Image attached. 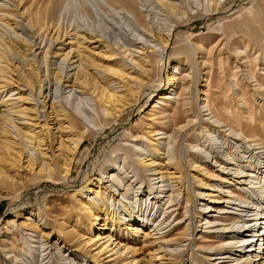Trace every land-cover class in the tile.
Instances as JSON below:
<instances>
[{
    "label": "rangeland",
    "instance_id": "1",
    "mask_svg": "<svg viewBox=\"0 0 264 264\" xmlns=\"http://www.w3.org/2000/svg\"><path fill=\"white\" fill-rule=\"evenodd\" d=\"M135 1L145 17V27L138 25L133 16H129L130 20L126 22L120 20L117 15L119 29L109 33V40L111 44L117 43L115 47L120 46L118 57L128 55L122 52L124 49L131 50L130 58L139 56L132 50H139L142 44H132L128 39L155 47L156 51L150 55L153 64L151 78H146L147 83L141 87L147 85L145 88L147 90L141 92L137 102L123 108V112L118 115V121L115 123L111 121L108 124L107 119L112 118L107 117L106 111L98 106L97 99L89 92L80 94L74 91L75 89L55 83L51 77L49 84L44 86L47 87L44 94L51 97L49 101L47 100L45 108L40 110L48 112L52 101H56L55 104L62 103L65 110L74 117L75 126L71 129H56L58 123L51 120V117L47 118L45 126H42L43 116L38 121L35 120L38 124L34 131L42 128L44 135L46 134L44 148L47 154L44 161H54L58 154L57 145L60 137L65 141L70 133H74L84 139V143L72 161L71 173L66 182L61 179L57 170L52 174L48 171L37 174L36 165L33 170L26 167L24 162L26 157L20 167L11 164L10 161L0 162V172L3 171L6 176L21 181L15 187H8L0 182V264H166L164 250L171 252L173 256L179 253L180 264H190L191 255L194 258L191 259L192 263L195 264H216L219 261L209 259L215 255H212L208 245L213 243L216 247L223 237H215L213 233H209L214 232L217 227L204 228L209 225L205 222L214 221L218 214L215 211H207L218 206L213 203L215 202L213 198L224 199V194L229 195V190L238 193L236 186L241 194L250 190L248 184H236V178L233 177L236 174L235 170L239 168L246 173V169L250 168L248 166L250 162L259 157L261 162L264 161V152L262 153L259 145L251 140L253 138L245 139L239 131H232L224 125L213 127L219 122L209 113L208 105L212 106L213 100L218 98L219 103L216 107L220 112L227 111L222 112L227 120H232L228 115L232 111L238 115L240 123L247 124V134H251V126H254L262 129L261 134L264 136V85L259 86V83H264V0H233L226 8L224 6L223 11L211 16H206L209 0H185L181 3L183 7L180 8L177 17L179 27L175 26V22H171L170 14L156 0ZM11 3L7 0V6ZM197 11L200 13L199 17L195 16ZM22 19L25 28L16 31L20 37L28 38L27 31L35 30L29 26L27 18L17 17V20ZM151 30L163 35L169 30L168 44L158 43ZM0 35L11 38L15 36L11 29H5L1 24ZM46 40L43 36L35 41H41L42 46ZM182 45L194 63L191 68L188 59L183 56L177 61L179 55L175 52ZM152 50L149 47L147 52ZM35 53L43 78L47 76L46 67L51 71L65 64L61 57L56 58L52 53L44 57L41 48ZM12 57L13 64L18 67L24 64L28 67L17 55ZM119 60L127 72H136L132 64H128L129 58ZM177 63L179 70L182 71L181 77L184 74H187L186 78L192 77L191 86L188 92L185 91L187 94L181 97H177L174 92L179 91L182 86L180 84L175 86L171 102L167 105L161 104L165 111L156 112V116L152 117V106L157 104L159 95L166 92L168 76L174 73V65ZM101 64L107 65L103 62ZM72 68L73 65L67 66L66 70ZM72 72L73 70L70 71ZM97 73L102 79H110L109 74L102 68ZM253 75L255 77H252ZM134 83L129 84L134 86ZM108 84L118 93L123 83L111 78ZM150 84L155 86L149 89ZM12 88L13 86L7 85L2 93L4 99L9 96L8 98L12 100L19 95V93L14 95L18 89ZM135 89L134 99L139 91L136 89L135 92ZM22 90L31 99L37 95L34 96V90L38 93L37 88L30 90L23 87ZM31 102L34 103V100ZM30 105L33 106V104L27 106ZM175 108L181 112L178 125L172 123V112ZM58 119L67 122V119L62 117ZM178 126L184 128L179 130ZM94 132L98 138L94 137ZM161 132L166 133L154 135ZM155 138L159 139L156 141ZM155 146L160 148L159 155L162 157L160 161L166 162L169 154H172L170 162L178 159L181 161L183 182L181 189L174 186L170 179L164 178L163 181L157 182L161 178L149 168L158 169V164L150 167L146 164L140 166L138 163L139 157L155 156ZM30 153L32 154L33 150L25 152V156L29 157ZM37 162H42L40 157ZM198 167L201 169L200 172ZM112 173L117 176L115 182L110 181ZM196 175L202 178V183L198 182ZM101 176L103 177L99 180L101 186L114 193L113 197L104 194L102 200L114 209L112 211L113 214L116 212L115 217L125 218V221L131 217L137 226L126 229L123 225L113 229L110 224L99 225L103 222L100 220L90 230L87 223L79 219L81 198L90 197L93 202H100L91 188H96ZM250 179L252 180L247 178L246 182ZM261 179L254 180L259 182L253 184L254 199L259 203L264 201V178ZM161 189L163 192L158 194ZM186 191L190 195L188 202ZM206 194L212 197L209 198ZM156 195L161 196L156 198ZM17 197L19 200L14 207ZM235 198L237 197H229L231 203L224 202L219 206L230 212L241 209L243 211L241 213L244 214L248 209L254 208L247 203L238 207L242 203ZM170 204H174V212L172 209H166ZM205 204L208 208L203 213L202 208ZM28 209H33L34 212L31 220L26 223H36L39 226L36 231L19 225L24 220L22 216L17 217V222L11 226L6 225L8 217L22 210L25 213L29 211ZM166 215L168 217L163 220ZM234 216L232 213L220 215L221 219H230ZM143 217L145 221L147 218L148 220L146 227L142 228L140 222ZM63 220H69L71 227L86 233L83 239L87 240V244L83 248L65 246L60 240L56 242L54 233L59 222ZM43 221L48 223L47 226ZM219 222L215 221L213 224ZM50 225L57 226H53L47 243L45 237L38 231L48 232ZM221 226L219 225V228ZM171 230L173 236L168 235ZM175 238L180 239L174 240ZM258 245L259 242L255 248ZM220 249L221 252L226 251L223 250L225 248ZM85 251L90 253L85 255ZM92 255H95L96 261L92 259ZM236 255L237 253L233 252L230 257L223 259L226 260L224 263L235 264ZM260 255H264V249Z\"/></svg>",
    "mask_w": 264,
    "mask_h": 264
},
{
    "label": "bare ground",
    "instance_id": "2",
    "mask_svg": "<svg viewBox=\"0 0 264 264\" xmlns=\"http://www.w3.org/2000/svg\"><path fill=\"white\" fill-rule=\"evenodd\" d=\"M10 1L12 2L11 5L7 6V0H0V24L5 29H11L15 35L12 38L0 35V162L10 161L11 164H16L20 167L23 164L22 160L26 157L24 162L26 163V167L29 169L33 170L34 165H36L38 168L36 171L37 174H41L44 171H48L49 174H52L57 170L61 175V179L66 182L71 173L72 161L79 151L80 146L84 143V139H82L80 136L77 137L74 133H70L65 141H63L60 137L57 145L58 154L54 157L55 162L44 161V158L47 154L44 148V139L46 134L44 135L42 128L39 131H34V127L38 124V122H35V120L38 121L40 117L43 116L44 123L42 126H45V121L47 118L51 117V120H55V123H58L56 129H71L75 126L74 117L71 115V113L65 110V107L62 103L55 104L56 101H52L49 106L50 110L48 112H46V110H40L41 108H45L47 100L49 101V97H51V95L49 96L44 94V91L47 90V87L44 88V86L49 84L52 77L54 78L55 83H60L61 86L64 85V87H70L72 90L75 89L74 91H77L80 94L89 92L91 96L97 99L99 104L98 106L102 107L103 110L106 111L107 117L112 118L111 120L107 119L108 124H110L111 121L115 123L118 121V115L123 112V108L126 105L137 102L141 92L147 88V85H145L144 88L141 87L147 83L145 82L146 78H151L153 64L150 59V55L156 50L155 47L143 44L141 41L135 42L128 39V42L132 44H142L139 50H132L133 52L138 53L139 56H137V58H130L131 50L124 49L122 52H126L128 55H120L121 57H118V54H120L118 48H120V46L115 47V44L117 43L115 42L114 44H111L109 40V33H111L113 30L115 31L119 29L117 28V24L119 22L117 20V15H119L120 20L123 19L126 22L130 20L129 16H133L138 25H140L142 28L145 27V17L142 14V11L138 8L135 0ZM156 1L166 9L168 14H170L172 18L171 22H175V26L179 27L180 22L177 21V17L179 15L180 8L183 7L181 3L185 0ZM231 1L233 0H209L207 3L208 8L206 10V16L214 15L215 13L221 12V10L223 11L224 6L226 8L228 6L227 4H229ZM182 13L185 14V12ZM195 16L199 17L200 13L197 11ZM17 17L27 18L29 20V26L34 28L35 32L26 30L29 32L28 38L20 37V35L17 33L16 29L23 30V28H25L23 25V19L17 20ZM100 28H102L103 31ZM151 32L154 34L158 43L161 45L168 44L170 35L169 30L164 35L153 30H151ZM43 36H45L47 40L41 46V41L37 42L35 40L38 38L41 39ZM149 47L153 50L148 53L147 51ZM39 48L43 50L44 57L47 54L49 55L52 53L56 58L61 57L65 64L61 65V67H58L57 70L51 71H49V68L46 67L47 76L44 78L41 77L40 67L35 56V52ZM187 52L188 51L186 50L185 46L182 45L176 49L175 54L179 55L177 61H180V56L188 59L187 61L189 62V68H191L194 63L189 59ZM12 55H17L18 58L26 62L28 67L24 66V64L20 67L13 64ZM128 58V64H132L133 68L136 69V72H127L124 64L119 60H127ZM101 62L107 63V65L102 66ZM71 65H73V68L71 69L73 70L72 73H70L71 70H66L67 66ZM101 68L109 74L108 76H110V79L115 78L119 80V82L123 83L121 86L122 89L119 90L118 93L114 90V88L109 86L108 81L110 79H102L99 77L97 72L101 70ZM174 68V73L168 76V85H166L165 90L166 92L161 93L157 100V104L152 106V117L156 116V112L165 111V108H162L161 104L167 105V103L171 102V99L173 98L171 94L173 93L175 86L179 84L182 86L179 91L174 92L177 97L187 94L185 91H187L191 86L190 84L193 81L192 77L186 78L188 77L187 74H184L181 77L182 71L179 70L180 68L178 63L174 65ZM252 77L255 76L253 75ZM130 82H135L134 86L129 84ZM7 85L13 86L12 89L19 90V92H17V90L13 93L14 95L19 93L16 98H12L11 100V98H8L9 96L5 99L2 97V93L6 90ZM263 85L264 83H259V86ZM152 86L154 87L155 85L150 84L148 86L149 89ZM23 87H27L30 90L37 88L38 93H36L34 90V96L36 94L37 95L31 99L28 94H24L25 91L23 92ZM135 88L139 91L134 99L133 95ZM170 88H172L171 91L167 92ZM136 89L135 92L137 91ZM47 97L48 99H46ZM40 98H42V101H40ZM32 100H34V103L31 102ZM213 101L214 104L212 106L208 105V110L209 113L212 114L219 123L214 126L212 124V126L217 128L221 127V125H224L232 131L241 132L245 139L249 137L253 138L251 140H253L254 143L256 142L255 144L259 145L258 148L262 149L263 153L264 136L261 134L262 129L260 130L258 127L251 126V134H247V124L240 123L238 115L232 111H228V115L232 120H227L226 115L222 113L225 111L220 112L216 107V104L219 103L218 98L214 99ZM28 104H33V106H27ZM159 109L161 110L159 111ZM224 109L226 110L227 106ZM178 110L180 109L175 108V110L172 112L173 125L180 124L181 112ZM225 113H227V111ZM61 117L67 119V122L64 123V121L58 119ZM183 128L184 126H180V128L178 126L179 130H182ZM165 133L166 132L155 133L154 135ZM94 137H97V133L95 132ZM158 139L159 138H155L156 141ZM29 150H33V153H30L29 157L25 156V152H28ZM154 151L156 152V155L152 156L151 158L139 157L138 163L140 166L146 164V166L151 167L158 164V169L153 167L149 168L154 171V174L157 175L158 178H161V180H158L157 182L159 183V181H163L164 178L170 179L172 180L171 182L174 186H179L178 188L181 189L183 186L181 178V161L178 159L175 162H170L172 154H169L166 162L163 160L160 161L162 159V157L159 155L160 148L155 146ZM39 157L41 158L42 162H37ZM259 158H257L254 162L249 163L248 166H250V168L246 169V173H243L241 170H239V168H237L235 170L236 174L233 176L236 178V184H248V189L250 190H242L243 192L241 194L239 192V188L236 186L238 193L229 190V195L224 194V199L223 197L213 198V201H215L213 203L218 204L214 210L207 211L206 209L208 207L206 204L202 208L203 213L204 211H215L218 214V218H215L214 221H206L205 223H208L209 225L204 227H217L214 232L209 233H213L215 237H223L219 240V244L216 247L213 246V243L208 245V248L211 249L212 255H215L214 258L209 257V259H212L213 261L219 260L216 264H225L224 262H226V260L223 259L230 257L233 252L234 254L235 252L237 253L236 258H234L235 264H264V255H260L261 251L264 249V201L260 203L259 201L257 202L253 195L255 192V185L253 184L259 182V180L256 182L254 180L264 178V161L261 162ZM157 159L159 162H157ZM260 165H262L261 168ZM200 170L201 169L198 167L199 172ZM195 178H198V175H196ZM247 178H252V180L250 179L248 182H246ZM101 179H103L102 176L98 179L96 188H91V190H94L93 192H95V195L99 197L100 202H93L90 197L81 198L79 201L81 211L79 219L87 223L88 229L90 230L100 220L103 222L99 225L105 226L110 224L113 229H116L117 227L120 228L123 225H125L126 229H131L135 225L137 226V224L133 223L135 220H131V217L125 221V218H117L114 216L116 213L115 212L113 214L112 210L114 209H111L107 203L102 200L104 194L108 195L109 197H113L114 193L111 190H107V187L101 186L99 182ZM116 180L117 176L112 173L110 181L115 182ZM47 181L49 180L47 179ZM201 181L202 178H198V182L202 183ZM0 182L4 183L8 187H15L20 184L21 181L16 178L14 179V177H8L3 173V171H1ZM162 192L163 189L159 190L158 194ZM210 194L206 195H208L210 198L212 197ZM160 196L161 195H156V198ZM234 196L237 197L235 200H239V202L242 203L239 204L238 207H242L247 203L254 208L248 209V212L244 214L241 213L243 212L241 209H238L241 211L237 210L236 212H230L228 210H223L224 207L222 208L219 206L224 202L231 203L228 198ZM153 197L154 195L151 198ZM189 199V192L186 191V202L190 201ZM18 200L19 197L16 198L13 205L14 207L17 205L16 201ZM173 208L174 204H170L166 209H172V212H174L175 208ZM28 210L29 211L25 213H23L24 210L21 212L19 211L13 216L8 217L6 220V225L11 226L17 222V217L22 216L24 220L21 221L19 225L22 227L26 226L28 229L36 231L39 227L36 225V223H26L28 220H31V216H33L34 212L33 209ZM222 213H232L235 216L230 219H221L220 215ZM35 214L37 213H34V215ZM37 215L38 217L40 216L39 214ZM167 217L168 215H166L163 220H166ZM41 219L42 217L40 220ZM147 220L145 221L144 217L142 218L140 222L142 228L143 226L146 227ZM215 221H220L221 223L219 222V224H213ZM226 221H229V223H226ZM69 222V220L60 221L58 226L50 225L48 232H43L40 230L38 233L41 234L42 237H45L44 240L48 243V240L51 237L54 229L53 226H57V231L54 233L56 234V242L60 240V243L63 242L65 246L68 245L71 248H83L87 244V240L83 239L86 233L79 232L74 227H71ZM180 222L181 220L178 221V223ZM43 224L47 226L48 223L43 221ZM219 225L222 226L219 228ZM168 235L173 236V231L171 230ZM178 239L180 238H175L174 240ZM257 242H259V245L257 248H255ZM220 248H225L223 250L226 251L221 252ZM256 250L257 252H255ZM164 252L165 253L163 255L166 259V264H180L179 262L181 261V255L179 253L173 256V254L167 250H164ZM89 253L90 251H85V255ZM91 257L94 261H96L95 255H92ZM189 258L190 264H195V262L192 263V260L194 259L193 255H191Z\"/></svg>",
    "mask_w": 264,
    "mask_h": 264
}]
</instances>
